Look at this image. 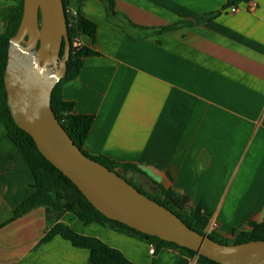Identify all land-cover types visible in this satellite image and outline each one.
I'll return each mask as SVG.
<instances>
[{
    "label": "crops",
    "instance_id": "1",
    "mask_svg": "<svg viewBox=\"0 0 264 264\" xmlns=\"http://www.w3.org/2000/svg\"><path fill=\"white\" fill-rule=\"evenodd\" d=\"M113 3L115 19L103 1L83 2L96 35L80 44L98 56L62 87L77 113L94 117L83 151L135 166L141 174L129 177L152 193L161 187L189 198L205 233L212 222L226 240L249 231L264 218V0ZM13 8L14 0H0V34ZM32 183L0 123V264H92L89 250L60 236L42 243L52 227L45 208L10 221ZM60 222L133 264H197L169 249L151 254L147 243L71 214Z\"/></svg>",
    "mask_w": 264,
    "mask_h": 264
},
{
    "label": "water",
    "instance_id": "2",
    "mask_svg": "<svg viewBox=\"0 0 264 264\" xmlns=\"http://www.w3.org/2000/svg\"><path fill=\"white\" fill-rule=\"evenodd\" d=\"M69 52L62 0H23L21 22L9 42L4 87L14 123L33 139L41 155L110 220L218 264H264V240L225 245L199 234L73 143L51 106Z\"/></svg>",
    "mask_w": 264,
    "mask_h": 264
},
{
    "label": "trees",
    "instance_id": "3",
    "mask_svg": "<svg viewBox=\"0 0 264 264\" xmlns=\"http://www.w3.org/2000/svg\"><path fill=\"white\" fill-rule=\"evenodd\" d=\"M84 1L87 0H62L66 15L70 52L69 60L66 63L65 77L56 85L51 94V106L73 143L87 157L125 179V175L141 173L133 165L120 164L103 156L91 157L87 155L83 151V146L92 128L94 117L77 113L74 103L65 101L62 96V87L78 77L83 66V60L88 57L98 56V53L80 44L82 37H88L94 40L96 35V25L85 18L80 11ZM100 1L106 4L110 19L118 17V14L115 12L113 0ZM232 3H235V1ZM22 15L23 0H14V8L8 26L0 34V123L6 127L8 138L16 146L18 152L24 157L30 168L33 178V192L13 211L10 221L38 207L45 208L47 220L52 224V227L42 239V243L48 242L54 236H60L69 241L74 247L89 250L92 264L133 263L128 261L120 251L110 248L102 241L80 235L73 231L69 226L60 222L63 215L71 214L84 226L97 224L103 228L145 242L153 246L154 254H157L162 249H169L190 259L195 258L197 264H218L197 255L189 249L162 241L157 237L147 236L100 214L79 191L76 185L41 155L33 139L16 126L7 104L4 72L7 65L9 42L17 33ZM172 28L173 26L166 27L160 31L164 32ZM75 42L79 46L75 47ZM62 54L63 51L61 50L60 56ZM138 190L154 202L174 213L190 229L201 235L206 234L204 227L192 218L189 198L177 195L161 187H158L157 191L150 195L145 194L140 189ZM249 227L250 230L247 232L233 233V238L230 240L232 245L264 240V218L261 223L250 222ZM207 237L220 244H226L225 241H227L213 232L207 234Z\"/></svg>",
    "mask_w": 264,
    "mask_h": 264
},
{
    "label": "built area",
    "instance_id": "4",
    "mask_svg": "<svg viewBox=\"0 0 264 264\" xmlns=\"http://www.w3.org/2000/svg\"><path fill=\"white\" fill-rule=\"evenodd\" d=\"M254 6H255V3H251L249 9L252 10V9L254 8ZM237 11H238V7H236V6H234V5H232V6L229 7V13H230V14H234V13H236ZM74 46H75V47H76V46H79V44H78L77 42H75V43H74ZM215 227H216L215 223L212 222V223L210 224V226H209V229H208L207 232H206V235L209 234V233H211V232H213V230H214ZM150 253H151V254H154V248H153V246H150Z\"/></svg>",
    "mask_w": 264,
    "mask_h": 264
},
{
    "label": "rangeland",
    "instance_id": "5",
    "mask_svg": "<svg viewBox=\"0 0 264 264\" xmlns=\"http://www.w3.org/2000/svg\"><path fill=\"white\" fill-rule=\"evenodd\" d=\"M124 178H125V180H127L128 182H130V184H131L132 186H134L135 188L140 189V190L143 191L145 194L150 195V194L152 193V191H151L150 189H144V188H141V187L138 185V181H137L136 179H131V178L129 177V175H125ZM225 243H226L225 245H232V243H231L230 240L225 241Z\"/></svg>",
    "mask_w": 264,
    "mask_h": 264
},
{
    "label": "flooded vegetation",
    "instance_id": "6",
    "mask_svg": "<svg viewBox=\"0 0 264 264\" xmlns=\"http://www.w3.org/2000/svg\"><path fill=\"white\" fill-rule=\"evenodd\" d=\"M138 182H139L138 185L141 188H144V189H151L152 188V185L150 183H147L144 179H139Z\"/></svg>",
    "mask_w": 264,
    "mask_h": 264
}]
</instances>
